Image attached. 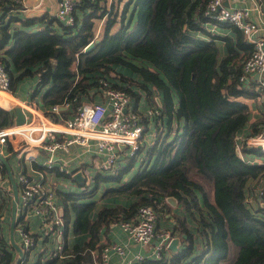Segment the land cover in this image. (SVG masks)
I'll list each match as a JSON object with an SVG mask.
<instances>
[{
  "label": "trees",
  "instance_id": "1",
  "mask_svg": "<svg viewBox=\"0 0 264 264\" xmlns=\"http://www.w3.org/2000/svg\"><path fill=\"white\" fill-rule=\"evenodd\" d=\"M208 1L127 0L120 8V0L110 6L108 0H80L73 25L45 12L24 19L12 16L20 24L11 27L4 16L14 0H0V59L15 92L28 78L35 79L31 96L46 87L44 105L66 97L73 101L71 109L62 111L66 117L90 97L98 87L97 77L105 73L114 77V86L129 91L134 108L145 101L161 111L153 121V141L143 143L138 155L125 157L114 173L98 171L85 193L59 192L67 233L73 211V231L87 235V240L68 247L65 234V251L72 257L32 264L94 261L91 250L102 248L101 229L130 218L143 204L155 205L160 214L171 211L169 198L183 210L173 214L179 249L171 251L169 259L135 264H264V163L242 159L236 146L237 134L259 131V121L247 128L250 107L238 99L256 96L239 79L252 44L228 23L235 38L209 32ZM217 38L225 41L224 54ZM91 41L95 45L85 50ZM148 120L143 116L145 131L150 129ZM11 121V115L0 110V125ZM244 152L251 158L260 154ZM105 182L115 184L105 186L100 199L115 201L95 210L98 200L92 197ZM86 194L91 198L82 200ZM0 251L1 264H14L12 246L4 237Z\"/></svg>",
  "mask_w": 264,
  "mask_h": 264
},
{
  "label": "built area",
  "instance_id": "2",
  "mask_svg": "<svg viewBox=\"0 0 264 264\" xmlns=\"http://www.w3.org/2000/svg\"><path fill=\"white\" fill-rule=\"evenodd\" d=\"M79 2L80 0H58L52 10L47 13L66 25H73L76 23L75 8ZM12 6L25 13V17H28V12L35 8V6H29L27 0H14ZM253 10L263 13L264 0H256L254 7L250 8L227 7L224 0H209L205 11L208 18L206 28L212 33L217 25L228 23L240 29L252 43V51L243 61L239 79L246 85L256 81V97L264 101V35L258 36L261 27L252 17ZM97 81L98 87L91 92L90 97L79 104L72 114L65 117L62 111L71 109L73 104L71 99L66 97L61 103H53L47 111H43L35 102L19 98L12 89L11 77L6 65L0 59V109L12 111L20 106L26 113V121L23 124L0 126V205L3 199L10 201L13 191L2 158H8L14 152H17L19 158L23 156V153L37 157L35 154L40 150L49 154L41 163L38 159H32L42 167L38 168V176L20 171L15 177L19 198L14 230L16 229L20 237L19 244L23 250L16 264H30L32 253L38 254L37 259L57 257L58 261L73 256L72 253L65 251V206L56 187L50 181V176L55 168L73 179L76 174L82 173L85 184L93 179V174L92 169L87 166H80L75 170L67 169L63 165L54 166L53 153L57 150L69 151L72 144L80 145L86 152L96 153L94 165L98 171L106 173L115 170L125 157L138 155L143 148V143L152 142L154 139L156 132L153 131L151 135L149 131H145L143 116L149 117L148 126L151 127L154 119L161 114L160 108L147 104L145 101L144 109H140L139 106L134 108L135 103L129 91L123 87L114 86V77L111 74L102 73L97 77ZM98 96L104 104H98L100 102L90 99ZM87 104L89 108L103 107L106 110L93 125L88 123ZM236 146L242 159L264 163V127L253 135L237 134ZM32 148L38 152L30 153ZM244 149L257 150L260 154L252 158L247 157ZM142 160L141 157L135 165H140ZM261 181L264 182V178ZM248 200L251 201L252 197L249 196ZM32 217L39 222L38 232L28 226ZM159 217L160 213L155 205L143 204L130 218L118 219L112 223V225H119L128 238L141 245L150 243L153 238L159 239L150 255L137 253L132 258L124 259L120 264H135L146 259L154 261L167 259L164 253L177 234L170 229L159 231ZM3 218L4 213L0 211V230ZM39 239H41L42 247L38 253L36 246ZM126 246L122 243L103 242L100 250H91L95 264H108L113 252L120 256L126 255Z\"/></svg>",
  "mask_w": 264,
  "mask_h": 264
},
{
  "label": "crops",
  "instance_id": "3",
  "mask_svg": "<svg viewBox=\"0 0 264 264\" xmlns=\"http://www.w3.org/2000/svg\"><path fill=\"white\" fill-rule=\"evenodd\" d=\"M57 1L58 0H50L51 3L48 4V2H46V0H27V3L29 6H32V7L35 6V8L33 10L28 12L27 16L40 15V14H43L47 11H50V10H52L53 6L55 5V3ZM255 2H256V0H224V4L227 7H249L250 8V7H254ZM0 14H2L1 8H0ZM12 16L22 17V19H24L25 13H23L21 10H16L14 8L11 10L9 9L7 14L4 16V19L7 18V21H9V20H11ZM252 17L254 18V20H256L260 24V27H261L260 31H258V36L264 35V12L259 13L255 10H253L252 11ZM10 22H12V20ZM18 22H20V20ZM212 33L215 35L222 36V37L223 36H230L233 38H235V35H236V32L233 30V28L226 25L225 23L217 25L216 29ZM245 39L247 40L246 37H245ZM216 42L218 43V45L221 48V54H224L226 52L225 41L223 39L217 38ZM247 42L251 43L248 40H247ZM75 78L77 79V77H75ZM24 82H23L22 86L25 88V93L22 94V92L20 91V87H19L17 89V92H16L18 97L23 99V100H30L32 102H35L39 108H41L43 111H47L48 106L44 105L42 100H41L42 93L46 90V87H44V89L41 92H39L35 97H32L31 95H32L33 88H31V89L26 88L24 85ZM255 83H256V81H251L247 84V86L252 87L255 90V87H256ZM90 99L100 102L98 104H104V103H101L103 100L99 96L97 98L93 97ZM238 99L245 101L246 103L249 104V107H250L251 117H250L249 124H248L247 128H250L251 123L259 121L257 127L259 130L262 129V127H264V101L257 98L256 96L254 98H246V97L241 96ZM143 103H144V101L141 102L140 109H144ZM88 105L89 104H87L88 123L93 125L96 123L97 118H101L102 114L105 113L106 110L103 107H92L91 106V108H89ZM0 110H2V109H0ZM2 111H4V110H2ZM4 112H7L9 115H11V119H13V121L9 122L6 125L14 124L15 123V111L12 110V111H4ZM0 126H4V125H0ZM35 152H38V151L34 148H32L30 150V153H35ZM95 155H96V153L93 151L86 152L84 147H82L80 145L72 144L69 151L57 150L55 153L52 154V157L54 158V166L63 165L65 168L70 169V170H72V169L75 170L80 166H87V167H89V169L93 170V168H96V166L94 165ZM35 156H37V157H31V156H29V154L25 155L23 153V156L21 158H19L17 155V152H14L8 158H6L7 161L9 162L10 166H11V170H12L14 178L16 177L17 173L20 171H25L29 174L34 175V176H38V174H39L38 168H42V167L35 160H32V159H38L39 163H41L42 161L47 159L49 154L44 150H40L39 153L35 154ZM10 158H12L13 162L10 160ZM18 159H20V160H18ZM123 161L124 160H122V163H123ZM14 167L17 170L16 174L14 173ZM6 170H7V168H6ZM53 170H54V172L52 171L53 174H52V176H50V178H51L50 181L56 187L58 193L60 191H66V189H64V188H62V189L58 188V186H56V184L54 183V182H57V180L55 178L59 175L56 172V168ZM97 172H98V170H97ZM7 174H8V171H7ZM62 174H64V173H62ZM93 177H94V175H93ZM8 178H9V175H8ZM74 180L79 183V181L77 179H74ZM9 181L11 183L12 190H13V185H12L10 178H9ZM66 192H69V191H66ZM59 195L61 197L60 193H59ZM13 197H14V192L12 191V197H11L10 201H4V199H3V202H2V199H1L2 204L0 205V211H3V213H4L3 223L1 226V230H0V237L1 238L4 237L5 241L8 242L9 245L11 244V241H10V224H11V218H12ZM171 204L173 205L171 211L161 212V214H160V217L158 220V230L159 231L165 230V229L172 230L173 225H174V221H175L173 214L174 213L182 214V212H183V210L176 203H171ZM95 210H96V208H95ZM64 211H65V208H64ZM190 223H191V225L195 224L193 219L190 220ZM111 225L108 228L101 229V232H100L101 238L99 239V240H101L100 243L101 242L103 243L105 241H108L110 243H114V242L122 243L124 245H127L126 246L127 247V253H126V255H121V256L115 252L111 253L108 264H120L124 259L132 258L137 253L148 256L153 252L154 246L157 244V242L159 240L157 238H153L152 241H150V243H148L146 245H141L140 243L128 238L126 233L122 231V229L120 228L119 225H112V226ZM28 226L36 232H38V230H39V222L34 217L30 218V221L28 222ZM65 227H66V225H65ZM66 234H67L66 235V243H67L68 247H73L75 244L82 245L87 240V235L73 233V231H71V229H70V226H69L68 233L66 230ZM14 235H15L14 237H15L16 242L20 243V237H19L18 233L16 232V229L14 230ZM16 236H17V238H16ZM102 243H101V245H102ZM180 245H181V241L179 243V247H180ZM11 246H12V244H11ZM41 247H42V242H41V239H39L38 244L36 246V251L38 253H39V249ZM12 251H13V256L15 257V260H16V258L18 257V253L13 246H12ZM164 254H165V257L167 259H169L170 255H171V250L170 249L166 250ZM37 258H38V254L36 255L35 253H32L31 258H30V261H31L30 264L37 262L39 259L41 261H44L46 259L45 257L39 258V259H37ZM83 264H95V262L91 261V262L83 263Z\"/></svg>",
  "mask_w": 264,
  "mask_h": 264
},
{
  "label": "rangeland",
  "instance_id": "4",
  "mask_svg": "<svg viewBox=\"0 0 264 264\" xmlns=\"http://www.w3.org/2000/svg\"><path fill=\"white\" fill-rule=\"evenodd\" d=\"M111 1L112 0H108V5L109 6H110ZM126 1L127 0H120V8H122V6L124 5V3ZM46 2H48V4L51 3L50 0H46ZM15 17H17V16H15ZM12 18L14 19V17H12ZM5 20H7V18H5ZM18 21L19 20H13L12 22H10V20H9L10 26L13 27L14 25L20 24V22H18ZM200 35L202 37H205V38H209L210 37V34H208L206 32H200ZM24 85H25L26 88H29V89L33 88L34 89L36 87V80L35 79L28 78V80H26L24 82ZM20 91L22 92V94H24L25 93V88L23 86L20 87ZM153 131H154V125H152L150 127L149 133L152 135ZM138 159H140V158H138ZM10 160L12 161V158H10ZM135 167L138 168L139 165H135ZM115 171H116V169L113 170V171H111V172H106V174L114 173ZM16 172H17V170L14 167V173L16 174ZM96 172H97V169L96 168H93V170H92L93 175H95ZM55 179L57 180V182H54V183L56 184V186H58V188H60V189L64 188V189H66V191L74 192V193H79V194L80 193H85L87 190H89L94 185V179H91L90 182H86L85 184L81 185L80 183L76 182L74 179L68 177V175H66V174H61V175L57 176ZM114 184H115L114 182H111V183H106L105 182V183H102V186L101 187H99V190L96 193V195H94L92 197L93 199L96 198L98 200V202L96 204V209L99 208L104 203L114 202L115 201V198H108V197H105L103 199H100V195L102 194L104 187L105 186H108V185H114ZM80 197H83V196H80ZM90 198L91 197H87V194H86L85 199H82V200H86L87 201ZM122 199H123V197H122ZM125 202H127V201H125ZM74 217H75V214L72 211V220H71V223H70V229H71V231H73ZM73 233H74V231H73ZM16 238H17V236H16ZM223 264H230V261H227V262L225 261V262H223Z\"/></svg>",
  "mask_w": 264,
  "mask_h": 264
},
{
  "label": "water",
  "instance_id": "5",
  "mask_svg": "<svg viewBox=\"0 0 264 264\" xmlns=\"http://www.w3.org/2000/svg\"><path fill=\"white\" fill-rule=\"evenodd\" d=\"M98 41H99V39H96V42H98ZM94 45H95V41L90 42L89 45H87L85 50H90L91 48H93ZM257 76L258 75H256V77ZM157 100L159 101V98H157ZM14 111H15V124H17V125L23 124L26 121V113L23 111V109L20 106H17L14 109ZM2 160L6 165L9 178H10L12 185H13V192H14V197H13V201H12V218H11V224H10V241H11L12 246L15 248V250L18 253V257L14 261V264H16L19 261L20 256L23 254V250H22L20 244L16 242L15 237H14L15 236L14 235L15 215H16V210H17V201L19 198V193H18L17 182L13 176L9 162L7 161V159L5 157H3ZM75 179H77L79 181V183H83L84 176L82 173H78V174H76ZM169 201L171 203H176L173 198H169ZM180 241L181 240L178 236L174 237L171 240V242L169 243L168 248L171 251L176 252L179 248Z\"/></svg>",
  "mask_w": 264,
  "mask_h": 264
}]
</instances>
